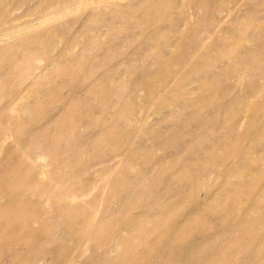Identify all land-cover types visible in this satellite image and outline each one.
I'll use <instances>...</instances> for the list:
<instances>
[{
	"label": "rangeland",
	"instance_id": "obj_1",
	"mask_svg": "<svg viewBox=\"0 0 264 264\" xmlns=\"http://www.w3.org/2000/svg\"><path fill=\"white\" fill-rule=\"evenodd\" d=\"M263 218L264 0H0V264H264Z\"/></svg>",
	"mask_w": 264,
	"mask_h": 264
},
{
	"label": "bare ground",
	"instance_id": "obj_2",
	"mask_svg": "<svg viewBox=\"0 0 264 264\" xmlns=\"http://www.w3.org/2000/svg\"><path fill=\"white\" fill-rule=\"evenodd\" d=\"M246 169V166L245 165H234V166H230V167H225V168H223V171H220L219 173H224V171L225 172H227V174H229V175H235V174H237V173H240L241 171L243 172V170H245ZM213 171H209V176L211 177V173H212ZM215 173H216V170H215ZM249 182L247 181L246 183H244V184H237V186H236V188L234 189V191H237V192H239V191H241L240 189L241 188H243V187H246L247 186V184H248ZM209 184H211V183H209ZM238 188H239V190H238ZM221 191L220 192H222V191H229V189H228V186H226V188H225V186H222L221 188ZM231 191V190H230ZM259 200V199H258ZM254 203H255V200H253L252 202H250V206L252 205H254ZM261 219H260V217L259 216H257L256 218H255V216L253 217V218H251V221H250V223H252V225L251 226H248V227H246V226H244V229H241L242 231H244V236H246V234H253L254 236L255 235H257L258 234V222L260 221ZM227 224V223H226ZM242 228V227H241ZM264 228V218H263V225L261 226V228L260 229H263ZM234 232H236V231H233L232 232V234L234 233ZM244 238H246V237H244ZM213 248L214 247H208V248H206L203 252H206V256H208L209 255V253H210V251L212 250L213 251ZM215 249V248H214ZM235 251V250H234ZM261 251H263V250H261ZM232 252H233V250H232ZM159 258H162V254H161V256H159ZM158 258V259H159ZM147 263H149V259L146 257V256H144V255H141L140 257H137V258H135V259H133V261H132V263L131 264H147ZM150 264V263H149ZM241 264V263H240Z\"/></svg>",
	"mask_w": 264,
	"mask_h": 264
}]
</instances>
